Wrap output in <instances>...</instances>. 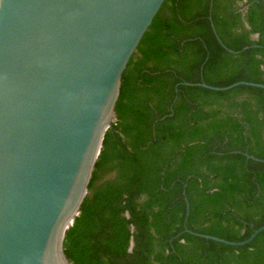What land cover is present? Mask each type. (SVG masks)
Listing matches in <instances>:
<instances>
[{"label":"trees","instance_id":"trees-1","mask_svg":"<svg viewBox=\"0 0 264 264\" xmlns=\"http://www.w3.org/2000/svg\"><path fill=\"white\" fill-rule=\"evenodd\" d=\"M264 4L165 0L122 77L72 264H264ZM190 210L186 217V200ZM131 242L133 245H131Z\"/></svg>","mask_w":264,"mask_h":264},{"label":"water","instance_id":"water-1","mask_svg":"<svg viewBox=\"0 0 264 264\" xmlns=\"http://www.w3.org/2000/svg\"><path fill=\"white\" fill-rule=\"evenodd\" d=\"M164 2L0 0V264H72L66 232L116 121L123 74ZM263 231L243 242L199 236L239 246Z\"/></svg>","mask_w":264,"mask_h":264}]
</instances>
